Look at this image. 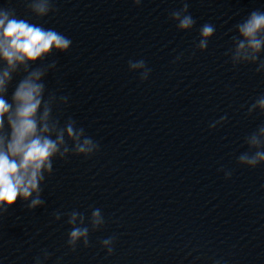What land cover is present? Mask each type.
Segmentation results:
<instances>
[{
  "label": "water",
  "instance_id": "95a60500",
  "mask_svg": "<svg viewBox=\"0 0 264 264\" xmlns=\"http://www.w3.org/2000/svg\"><path fill=\"white\" fill-rule=\"evenodd\" d=\"M29 2L0 7L71 39L67 54L36 67L55 62L44 81L46 98L57 97L53 117L61 126L71 118L99 151L55 159L41 186L44 205L18 201L0 215V264H264V165L238 162L249 152L246 137L264 125V113L248 111L264 95V72L231 59L235 26L264 11V0H188L189 32L170 19L183 0H52L55 11L43 19ZM204 24L216 31L201 52ZM139 59L151 70L147 82L129 70ZM24 75L13 77L9 98ZM94 209L105 221L99 230ZM73 211L89 229L88 246L75 250Z\"/></svg>",
  "mask_w": 264,
  "mask_h": 264
},
{
  "label": "clouds",
  "instance_id": "9594fccd",
  "mask_svg": "<svg viewBox=\"0 0 264 264\" xmlns=\"http://www.w3.org/2000/svg\"><path fill=\"white\" fill-rule=\"evenodd\" d=\"M202 2L207 3L208 0ZM134 3L139 7L142 0H134ZM28 7L37 19L55 11L52 0H30ZM170 19L179 31L189 32L194 28L195 20L189 13L188 0H183V7L173 11ZM235 27L238 35L233 37V66L256 64L257 72H264V60L260 59L264 55V11H252ZM215 31L212 24H204L200 28L199 51H207ZM71 47V39L63 33L19 17L14 8L0 7V215L18 201L27 204L31 210L44 205L41 186L46 176L52 175L55 159H66L70 153L90 158L99 151V145L71 118L61 126L59 120L53 117L57 97L50 94L46 98L44 81L48 69L56 67L55 62L47 68L36 67L54 53L67 54ZM128 67L131 72L140 74L142 82L148 81L151 70L143 59L129 60ZM21 70L25 75L9 98L8 90L13 77ZM59 102L67 105L68 97H60ZM257 109L264 113V95L250 106L249 114ZM226 122L227 117L223 116L210 124V128L215 129L217 124ZM67 141L72 142L71 148ZM246 143L249 152L238 157L239 164L252 169L264 165V125L246 137ZM225 178L230 179L231 172L225 171ZM55 219L61 220L59 212L55 213ZM68 223L71 225L69 246L75 250L82 241L87 247L89 229L84 226V216L73 211ZM104 223L101 210L94 209L91 214L92 229L99 230ZM113 242V238L102 241L109 255L112 254ZM47 259L45 251L44 260ZM36 264H42L39 257Z\"/></svg>",
  "mask_w": 264,
  "mask_h": 264
}]
</instances>
